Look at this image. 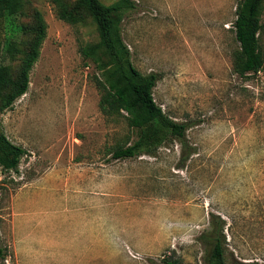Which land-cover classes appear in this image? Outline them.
<instances>
[{
  "label": "rangeland",
  "instance_id": "obj_1",
  "mask_svg": "<svg viewBox=\"0 0 264 264\" xmlns=\"http://www.w3.org/2000/svg\"><path fill=\"white\" fill-rule=\"evenodd\" d=\"M126 1L119 28L131 62L158 74L154 100L189 126L185 144L112 158L135 137L99 110L95 71L80 53L98 40L94 24L60 20L51 0H25L23 15L0 21V47L11 37L25 48L31 35L20 26L35 11L46 37L27 92L0 113V134L26 152L0 173V264H206L199 238L211 214L226 224L227 264H264V68L233 70L240 0ZM257 17L264 54V0ZM20 58L0 50V65L15 70Z\"/></svg>",
  "mask_w": 264,
  "mask_h": 264
},
{
  "label": "trees",
  "instance_id": "obj_2",
  "mask_svg": "<svg viewBox=\"0 0 264 264\" xmlns=\"http://www.w3.org/2000/svg\"><path fill=\"white\" fill-rule=\"evenodd\" d=\"M262 0H240L233 22L234 39L238 44L232 53L233 70L240 77L256 74L264 68V54L260 45L262 24L257 17ZM57 17L69 24H77L89 18L95 26L98 40L80 47L84 61L92 64L94 84L99 92L98 107L106 118H122L134 132L123 144L112 148V158L120 160L142 154L152 155L163 144L177 140L185 144L189 126L168 117L155 102L153 89L159 80L156 73L143 76L132 64L130 51L124 43L119 28L126 0L105 4L101 0H51ZM25 0H0V21L24 14ZM31 24L20 26V33L31 35L25 48L22 42L9 37L1 43L0 50L9 62L21 58L14 70L11 64L0 65V113L12 108L29 86L30 72L38 60L46 37V23L40 12L33 15ZM131 142V143H130ZM25 150L11 143L0 134V173L16 171ZM189 156H184L186 160ZM210 228L200 235L205 245L206 264H227L224 248V220L211 214ZM217 220H214V219ZM6 257L0 246V262ZM161 264H182L173 258H163Z\"/></svg>",
  "mask_w": 264,
  "mask_h": 264
}]
</instances>
